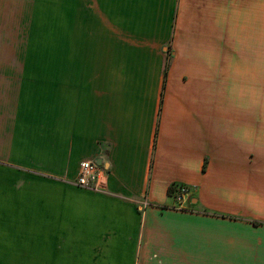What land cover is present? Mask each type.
<instances>
[{
    "label": "crops",
    "instance_id": "crops-1",
    "mask_svg": "<svg viewBox=\"0 0 264 264\" xmlns=\"http://www.w3.org/2000/svg\"><path fill=\"white\" fill-rule=\"evenodd\" d=\"M69 1L56 54L0 59V264H205L216 231L262 256L264 226L169 209L186 185L189 212L264 215V0Z\"/></svg>",
    "mask_w": 264,
    "mask_h": 264
},
{
    "label": "rangeland",
    "instance_id": "rangeland-1",
    "mask_svg": "<svg viewBox=\"0 0 264 264\" xmlns=\"http://www.w3.org/2000/svg\"><path fill=\"white\" fill-rule=\"evenodd\" d=\"M64 1L67 0H0V59H8L9 55L13 56L18 54H56L58 48L56 42L58 36L57 22L58 12L60 9L59 4H62ZM208 1L210 3L214 2V0ZM224 1L227 11L226 13H229V15L225 14L227 18L232 15L233 0ZM240 1L241 4H243V0ZM69 2L71 3L72 0ZM22 65L24 64L20 63V61L13 63V75L16 77L18 73L17 78H22V73L28 70L27 65L25 67ZM227 101L228 100L225 102L227 103ZM2 159L3 157H0V165H7L5 162H1ZM193 199H197L199 201V199H201L200 194L196 195L192 192L187 210L179 211L173 207L169 210L173 213H187L194 216L217 214V216L223 219L230 221L235 220L249 224L252 230L257 231L258 239L260 238V235L263 234V213L259 212L258 214H254L252 212L250 214V212L246 210L237 214L232 213L220 215V213L216 211H211L204 205V203L199 206L195 205L189 212L188 210L190 204L192 203L193 205ZM259 208L260 207L257 205V211L260 210ZM164 209L165 211L168 210L166 207ZM214 228L217 227L214 226ZM200 229H195L193 231V258H200V256L205 257L207 254L203 253V251L200 252L199 250L203 246L202 242H205V239L201 238L202 235ZM204 237L205 236H203V238ZM209 237H211V240L209 241L211 248H209L210 252L207 254L206 258H209L210 260H205V264L206 262L212 264L214 258H218L223 254L224 259H221V261L219 260V262L215 259L214 264H264V253L262 256H259L261 254H258V257L254 258V254L250 253L248 247L244 245L245 242L233 237L232 235L221 234L219 236L218 231H216ZM206 248L207 247L205 246L202 247V249Z\"/></svg>",
    "mask_w": 264,
    "mask_h": 264
},
{
    "label": "built area",
    "instance_id": "built-area-1",
    "mask_svg": "<svg viewBox=\"0 0 264 264\" xmlns=\"http://www.w3.org/2000/svg\"><path fill=\"white\" fill-rule=\"evenodd\" d=\"M76 184L87 191L105 193L108 186V170L103 165H99L96 160L83 161L80 164ZM192 192L191 188L186 185H177L173 190V208L179 211L187 210ZM147 206L148 203H145L144 207Z\"/></svg>",
    "mask_w": 264,
    "mask_h": 264
},
{
    "label": "water",
    "instance_id": "water-1",
    "mask_svg": "<svg viewBox=\"0 0 264 264\" xmlns=\"http://www.w3.org/2000/svg\"><path fill=\"white\" fill-rule=\"evenodd\" d=\"M97 163L99 164V165H103V161L102 160H98L97 161ZM105 168H107L108 169V167L106 166Z\"/></svg>",
    "mask_w": 264,
    "mask_h": 264
}]
</instances>
